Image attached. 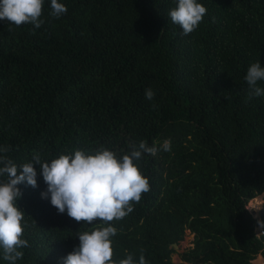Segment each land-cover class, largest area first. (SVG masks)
Returning <instances> with one entry per match:
<instances>
[{
  "label": "trees",
  "instance_id": "16d2710c",
  "mask_svg": "<svg viewBox=\"0 0 264 264\" xmlns=\"http://www.w3.org/2000/svg\"><path fill=\"white\" fill-rule=\"evenodd\" d=\"M43 24L0 21V145L17 165L141 140L148 177L132 211L110 221L113 259L147 264H256L264 235L248 209L264 198V97L248 96L250 63L264 64V0H202L187 35L167 17L174 0H63ZM264 85V82H261ZM154 96L145 98V89ZM170 141L168 151L160 149ZM39 169V165H34ZM20 184L28 246L16 264H62L79 231L102 226L58 213ZM264 222V216H262ZM187 230L192 246L177 251ZM178 253L180 261L173 260ZM0 264H9L0 257Z\"/></svg>",
  "mask_w": 264,
  "mask_h": 264
},
{
  "label": "clouds",
  "instance_id": "9594fccd",
  "mask_svg": "<svg viewBox=\"0 0 264 264\" xmlns=\"http://www.w3.org/2000/svg\"><path fill=\"white\" fill-rule=\"evenodd\" d=\"M44 3L45 0H0V21L17 26L31 24L38 29L44 22ZM48 4L52 17L59 18L67 11L63 0H48ZM174 4L167 17L179 25L184 35L199 25L207 11L202 0H174ZM244 81L249 98L264 97V64L260 60L249 64ZM144 94L148 100L154 96L151 88H146ZM169 148L170 141L163 140L160 149ZM158 150L155 144L141 140L130 142L129 150L123 154L101 145L92 150L76 148L48 159L34 153L29 162L17 165L6 155L9 149L0 145V257L16 264L24 256L22 249L28 241L23 238L25 212L17 203L22 197L19 185L35 188L39 175L46 184L41 198L47 199L58 213H66L78 222L102 224L90 231H79L75 236L79 243L62 257V264H147L144 255L135 259L129 253L125 258L113 259L112 237L117 229L109 222L125 217L132 211L131 202L140 201L142 193L149 190L148 177L140 170L139 161L143 154L155 155Z\"/></svg>",
  "mask_w": 264,
  "mask_h": 264
},
{
  "label": "rangeland",
  "instance_id": "374dc122",
  "mask_svg": "<svg viewBox=\"0 0 264 264\" xmlns=\"http://www.w3.org/2000/svg\"><path fill=\"white\" fill-rule=\"evenodd\" d=\"M263 204H264V199H263L262 195H259V196L255 197L254 199H251L249 202V206L255 207L257 209H259ZM193 238H194L193 233H191L189 230H187L184 240L181 241L180 245L177 248L178 253L183 252L184 250H186L187 248L192 246ZM178 253L173 254V260L176 262L180 261V257H179ZM254 263L264 264V259H263L262 255H258V257L256 259H254Z\"/></svg>",
  "mask_w": 264,
  "mask_h": 264
},
{
  "label": "built area",
  "instance_id": "2783aa9c",
  "mask_svg": "<svg viewBox=\"0 0 264 264\" xmlns=\"http://www.w3.org/2000/svg\"><path fill=\"white\" fill-rule=\"evenodd\" d=\"M262 207V206H261ZM260 207V208H261ZM259 209L255 208V207H252V206H249L248 204V209L250 210V212L253 214V216L257 219L258 221V224H257V228H256V231H257V235L258 236H261V235H264V222L262 220V217L260 216L259 214Z\"/></svg>",
  "mask_w": 264,
  "mask_h": 264
},
{
  "label": "water",
  "instance_id": "95a60500",
  "mask_svg": "<svg viewBox=\"0 0 264 264\" xmlns=\"http://www.w3.org/2000/svg\"><path fill=\"white\" fill-rule=\"evenodd\" d=\"M259 214H260L261 217L264 216V205L260 208V210H259ZM173 245H174V247H175L176 249H177L178 246H179L177 243H174Z\"/></svg>",
  "mask_w": 264,
  "mask_h": 264
}]
</instances>
